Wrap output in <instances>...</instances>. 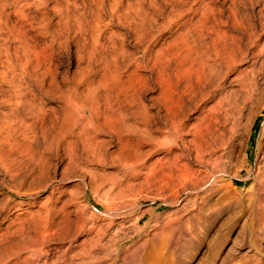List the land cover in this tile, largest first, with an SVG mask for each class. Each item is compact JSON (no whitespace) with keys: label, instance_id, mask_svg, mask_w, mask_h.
Here are the masks:
<instances>
[{"label":"rangeland","instance_id":"374dc122","mask_svg":"<svg viewBox=\"0 0 264 264\" xmlns=\"http://www.w3.org/2000/svg\"><path fill=\"white\" fill-rule=\"evenodd\" d=\"M121 1L132 6L140 3L147 10L150 17L148 60L123 24L100 23L104 35L115 32L116 48L122 50L120 54L117 51L116 55L113 52L108 56L104 67L95 58L87 59L83 50V59L77 60L79 40L74 39L66 50L53 48L50 68L55 74V83L48 86V77L44 86L39 78L33 79L37 82L28 79L27 89L21 87L14 91L6 81L7 66L11 64L18 69L24 66L30 74L38 71L35 58L49 45V34L59 23L55 6L64 5L65 0H0V264H88L85 251L88 199L91 188L94 190L98 184H101L100 192L119 195L128 185L149 183L138 211H154L160 220L167 216L182 218L183 213L192 209L187 204L190 194L177 179L179 168L186 162L183 157L171 172L166 165H157L145 177L146 166L141 167L142 160L133 164L116 158L104 163L91 161L92 155L83 146L87 135L79 137L68 132L63 138L58 137V120L66 109L64 96L68 87L79 97H98L102 110L107 104L103 114L101 110L100 122L104 115L116 119L119 114L125 116V122L131 121V111L145 105L153 126L163 127L159 100L163 101L162 94L167 91L173 100L180 102L175 116L187 115L189 121H194L193 98L183 95L186 79L195 87L204 52H213L214 47L222 49L223 41L226 42L231 49L230 79L225 82V92L217 95L222 102L218 113L219 125H231L232 130L226 136L229 143L220 145L217 133L212 131L214 126L208 125L203 130V153L207 155L205 147L208 152L214 150L216 161L211 174L212 177L219 175L215 180L231 178L236 186L253 181L258 143L264 137V81L260 80L264 73V0ZM68 3L91 20L93 0H69ZM184 4L199 6V13L190 20L170 13ZM222 32L225 37L218 35ZM80 69L83 70L79 72ZM132 72L140 75L134 85L130 79ZM225 115L230 119L222 123ZM101 124H96L90 132L98 139H106V148L115 149V134H109ZM219 125L216 130L221 131L223 128H218ZM162 134L165 136L160 135L159 144L154 140L139 146L141 151L157 148L147 156V161L162 155L166 147L171 148L173 155L181 153L170 144L177 136L174 129L163 127ZM72 139L76 143L70 151L66 144ZM73 154L80 157L76 164L70 157ZM91 200L96 201L94 195ZM255 200L254 196L253 201L223 211L212 229L229 231L233 240L242 225L250 231L249 241L232 244L236 250L227 264L246 261L264 264V244L255 247L251 237V230L258 222H264V216L258 222L246 217L247 204L252 205ZM99 210L96 215L102 213ZM136 239L124 243L125 254L137 247ZM249 247L251 252L247 251ZM206 249L182 264H203L202 253H207ZM206 260L208 264H216L209 252ZM112 263L111 257L103 261V264Z\"/></svg>","mask_w":264,"mask_h":264},{"label":"bare ground","instance_id":"6f19581e","mask_svg":"<svg viewBox=\"0 0 264 264\" xmlns=\"http://www.w3.org/2000/svg\"><path fill=\"white\" fill-rule=\"evenodd\" d=\"M68 2L69 0H65L64 5L55 6L59 15V23L49 34V45L35 58L38 71L35 74H30L24 66L20 69L11 64L7 66L6 81L14 91H18L21 87L24 90L27 89L29 87L28 79L33 81V79L38 80L37 78H39V83L44 86L43 83L48 77V86L55 83V74L50 68L53 48L55 46L58 49L66 50L70 41L74 39L79 40L77 60L83 59L81 53L83 50V53L87 54V59L95 58L100 65H106L104 63H107L108 56H111L113 52L116 55L120 47L116 48L115 32L110 31L104 35L100 23L119 22L123 24L132 32L135 43L142 48L143 54L148 60L150 36H148L147 30L150 25V17L146 8L140 3L132 6L129 3H122L121 0H106V2L105 0H93V7H90L91 20H88L83 11L76 12ZM72 4L75 6L73 2ZM104 9H107L106 13H103ZM199 11V6L184 4L177 9H171L170 13L190 20L191 16H196ZM221 34L223 37L226 36L224 32L218 35ZM185 43L187 47L191 48L187 40ZM121 52L122 50L118 53ZM204 54L201 69L196 72L195 87L189 78L186 79L184 85L183 95L193 98L192 107L196 111L194 121H189L187 115L179 116L178 114V117L175 116L180 102L173 100L170 92L167 91V94L164 92L162 94L163 101L159 100L162 104L163 127L174 129L177 136L170 144L173 149L181 152L180 154L173 155L171 148L166 147L162 155L152 156L147 161V156L157 148L150 152V150L141 151L139 146L143 142L154 140L159 144L160 135L162 137L165 135L162 134V125L160 127L153 126L150 120L151 114L147 112L145 105L135 107L131 111V121L125 122L124 115L119 114L116 119L104 115L100 122L98 118L102 107L98 97H79L72 87L66 89L64 96L66 109L63 110L58 120L60 129L58 137L63 138V135L68 132H74L79 137L87 135L83 146L92 155L91 161L96 160L104 163L106 160L116 158L120 159L122 163L133 164L135 161L142 160L141 167L146 166L145 177H149L152 168L157 165L161 167L166 165L171 172V168L178 166V159L181 157L186 159V162L179 168L177 179L185 192H189L190 197L187 204L192 209L183 213L182 218L167 216L160 220L161 217L154 211H138L142 204L143 191L149 183L128 185L126 190L119 195L110 193V191L100 192L101 184L95 185L94 190L91 188L85 239L88 264H103L106 257L113 259L112 264H119L120 259H122L120 264H171L172 261L174 264H182L184 260L194 257L201 249L205 248L208 249L211 260L216 264H219L220 259H222L220 264H227L236 250L232 244L249 241L250 231L245 227V224L242 225L238 237L234 240L230 239L229 231H213L212 229L222 212L253 201L255 196V202L252 205L247 204L249 213L246 217H252L258 222L264 216V137L263 141L258 143L256 171L253 181L249 185L236 186L231 178L215 180L219 175L214 174L212 177L211 174V167L216 161V157L212 154L214 150L208 152L205 147L207 155L203 153V146H205L203 130L207 129L208 125L214 126L212 131L217 133L220 145L229 143L226 136L232 130L231 125H223V127L219 125L221 119L218 110L222 102L217 97L223 90L225 92V82L228 78L230 79L228 73L232 61L231 49L223 41L222 49L214 47L213 52L208 51ZM82 70L80 69L79 72ZM130 76L133 85L140 77L138 72H132ZM222 78L223 80H221ZM260 80L264 81V73ZM252 85L255 86L256 83L252 82ZM253 90L254 88L251 89V93ZM246 95L249 93L246 92ZM209 99L213 103H209ZM225 103L227 104V102ZM106 108L107 104L104 106L102 114ZM229 119L225 115L222 123ZM100 123L104 124V128L109 134H115V149L106 148L108 141L98 139L94 133L90 132L96 124ZM218 125V128H223L221 131L216 130ZM235 126L238 124L236 123ZM75 143V139L68 140L66 146L71 151ZM70 157L74 164L80 158L74 154ZM235 176L237 175L232 177ZM93 195L96 201L91 200ZM99 209H102V213L96 215V210L100 211ZM136 237L137 247L125 254L127 250H123L124 243ZM251 237L255 247L259 248L264 244V222H258L257 227L251 230ZM228 241H231V245ZM111 251L113 253H110ZM247 251L251 252V247ZM207 253H202L203 264H208ZM110 254L111 256H108ZM244 263L249 264L248 261ZM256 264L261 263L256 262Z\"/></svg>","mask_w":264,"mask_h":264}]
</instances>
